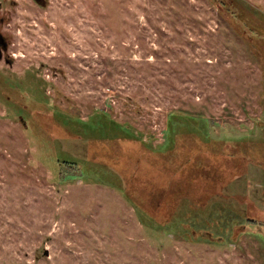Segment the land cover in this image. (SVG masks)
Masks as SVG:
<instances>
[{
	"label": "rangeland",
	"instance_id": "rangeland-1",
	"mask_svg": "<svg viewBox=\"0 0 264 264\" xmlns=\"http://www.w3.org/2000/svg\"><path fill=\"white\" fill-rule=\"evenodd\" d=\"M236 2L264 32V0ZM236 25L213 0H0V264H264V158L253 160L264 143V64ZM53 108L94 138H61ZM108 118L114 136L101 139ZM194 126L250 143L253 158L241 156L230 178L215 160L220 172L205 158L197 174L154 165L165 153L145 156L169 134L194 138ZM95 141L125 153L131 173L98 151L122 187L61 179L55 151L86 168L98 154L82 151ZM214 203L227 208L221 219L202 214ZM171 212L181 222L166 225Z\"/></svg>",
	"mask_w": 264,
	"mask_h": 264
},
{
	"label": "trees",
	"instance_id": "trees-1",
	"mask_svg": "<svg viewBox=\"0 0 264 264\" xmlns=\"http://www.w3.org/2000/svg\"><path fill=\"white\" fill-rule=\"evenodd\" d=\"M218 6H222L225 9H227L229 12H231L232 15V21L234 23H237L236 25V29L240 32V34L242 35V37L249 42L252 46L254 45V53H256V55H259V60L264 64V50L262 53L261 50V39L264 40V32L263 30H260L257 28V26L253 23H250V20H247V17H251L250 15H248L246 13V16H244V13L242 10L238 9L237 6V2L236 0H213ZM240 7V5L238 6ZM46 97V96H45ZM17 103V102H16ZM49 102L46 103H41L42 104H48ZM54 107V106H53ZM54 112L53 114L56 117V129H60L62 128L63 130H65L66 135L62 136L61 138H68V136L72 137V136H81L84 137L86 136V138H94L92 137L91 133L89 132H93L92 130L89 131V124L85 121H83L80 117H75V116H71L69 114H65L62 113V110L59 108H53ZM172 112H176V111H172ZM172 119H174V117H172ZM58 121L61 123L62 126L59 125ZM36 125L39 128V122H36ZM97 124H101L100 122L96 123L97 127H100L101 125H97ZM114 126V121L111 118H108V120H106L105 123V131L102 132V128L98 130V134L101 135L100 138L104 139V136H108L109 135H113L114 136V131H113V127ZM41 129V128H39ZM37 131V134L39 135V138H44L46 131L45 129H41V131ZM61 130V129H60ZM194 130V131H193ZM192 130V134L194 135V138L189 139L183 137L180 134L177 133H173L172 135L169 134L166 137V142H164V144H162L160 146V149H158V151L156 150H150L152 152H154V154L152 153H146L145 156L150 160H152V158H156L155 154L157 155H163L164 153V160H159L158 162H154L156 160L153 161L154 165L159 166L161 168H163V166H167V167H177V164L182 168V170H189L191 172H196L195 167H198L199 169V164L198 162L207 158L210 159L208 160V162H210L211 164L209 166H207V164L204 165L205 170L208 169L209 171H212V169H215V167L212 166L213 161H216V168H219V170L221 171V176H224L225 174L228 173V177H232V176H237L238 174V170L240 171L244 162H242L241 158L244 157H251L254 156L252 154V150H251V145L250 143L244 141V140H234V139H206V136L203 134V130H198L197 126H194ZM95 132V131H94ZM44 134V135H43ZM68 134V136H67ZM191 134V135H192ZM128 135V134H126ZM131 136V135H130ZM136 137V136H135ZM110 138V137H109ZM138 139V137H136ZM196 138V141L194 142L193 140ZM53 142H55V140L53 139ZM57 142V141H56ZM109 141H106V143H102L100 141H95L94 143H90L91 147H89L87 150L82 151V158H85L86 156H90V154L92 155L93 153H97L98 155L96 156V160L97 162L95 163H91V164H86V168L82 165H79V162H77L76 159L72 158V156L65 151H60L59 153H57L55 151L54 155L52 156L54 163L59 167L58 169H60V176L61 179H65L68 176H72V174L77 175V174H81V175H86L88 177H92V175L94 176V178H97L100 181L109 183L110 185L113 186H118L119 188L122 187L120 185V181L119 178L117 176V174L115 173L116 171H118L119 167L116 168H110L108 166L107 163L104 162H100L98 161L99 158V152L101 150H107V152L114 157L115 160H118V164H120L121 167H125L126 169H128V172H130V167L128 165V163H126V161L123 163V159L122 157L125 156V153H119L117 151H115V147H111V144H109ZM213 143H219V148H216L213 146ZM146 145V144H145ZM252 145H254L252 143ZM148 149H151L150 147L146 146ZM189 147L190 150L191 149H196V158L200 155H203L204 158L199 159V160H195L194 158H191L192 154L191 153H187L185 156H188L189 158L186 159V157H182L183 154H181L179 151H181L182 149H185ZM258 147V149L260 150V154L261 156H258L259 160H256L254 157V161H261L262 158H264V143L263 144H259L258 146L255 147L254 145V150ZM56 148V145H55ZM174 148H177L179 150H174ZM205 149V151H204ZM56 150V149H55ZM216 150H222L219 151L221 154H217L214 151ZM96 151V152H94ZM144 153V150H143ZM209 153H213V157H208ZM127 154V153H126ZM84 156V157H83ZM121 160V161H120ZM226 160H230L233 161V163H237L236 161H240V163H238L236 166L227 163H224L223 161ZM252 161V160H250ZM161 162H169L168 165H165ZM223 162V163H222ZM89 163V162H87ZM102 166V168L105 167V169H100V167ZM259 166V165H258ZM83 167L88 171V172H84L83 171ZM259 168H263L264 167L261 165L259 166ZM258 168V169H259ZM96 172L92 173V171ZM116 170V171H115ZM216 171L220 172L218 169H215ZM103 171H105V173H102ZM203 172V171H202ZM131 173V172H130ZM197 174H199L198 172H196ZM211 174H216V173H211ZM188 176L192 177L191 174H188ZM240 176V175H239ZM130 177V176H129ZM225 177V176H224ZM230 177V178H231ZM220 178V177H219ZM229 178V179H230ZM130 179V183H132L131 178ZM221 182L223 181V177L221 178ZM213 180V179H212ZM136 182V181H135ZM134 183H132L133 185ZM223 184L224 181H223ZM137 205L139 207H141V205H139L137 203ZM217 204H212L210 208H205V210L202 211V214H205V216H210V218H212V214L214 215V217H216L217 219H221L223 217L222 214V209H227L225 208H221L220 206H216ZM172 214V212L170 213ZM164 214H160V216H163ZM212 216V217H211ZM170 217H173L172 220L168 221L166 225H170V224H174L177 222H181L179 216H176V214H172ZM170 223V224H169ZM165 226V225H163Z\"/></svg>",
	"mask_w": 264,
	"mask_h": 264
},
{
	"label": "water",
	"instance_id": "water-1",
	"mask_svg": "<svg viewBox=\"0 0 264 264\" xmlns=\"http://www.w3.org/2000/svg\"><path fill=\"white\" fill-rule=\"evenodd\" d=\"M8 48V42L5 37L0 33V57H2V49Z\"/></svg>",
	"mask_w": 264,
	"mask_h": 264
},
{
	"label": "flooded vegetation",
	"instance_id": "flooded-vegetation-1",
	"mask_svg": "<svg viewBox=\"0 0 264 264\" xmlns=\"http://www.w3.org/2000/svg\"><path fill=\"white\" fill-rule=\"evenodd\" d=\"M40 1H42V0H40Z\"/></svg>",
	"mask_w": 264,
	"mask_h": 264
}]
</instances>
